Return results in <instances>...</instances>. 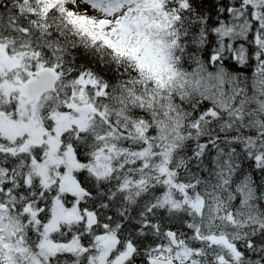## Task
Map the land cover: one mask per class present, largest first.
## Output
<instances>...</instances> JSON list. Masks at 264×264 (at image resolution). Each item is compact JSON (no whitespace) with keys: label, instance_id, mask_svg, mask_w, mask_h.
<instances>
[{"label":"snow or ice","instance_id":"obj_1","mask_svg":"<svg viewBox=\"0 0 264 264\" xmlns=\"http://www.w3.org/2000/svg\"><path fill=\"white\" fill-rule=\"evenodd\" d=\"M0 264H264V0H0Z\"/></svg>","mask_w":264,"mask_h":264}]
</instances>
